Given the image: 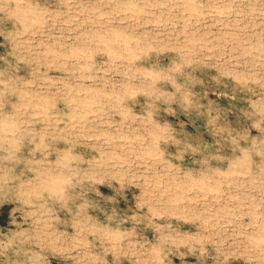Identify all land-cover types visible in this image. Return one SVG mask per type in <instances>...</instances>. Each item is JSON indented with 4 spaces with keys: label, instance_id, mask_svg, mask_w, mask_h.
<instances>
[{
    "label": "rangeland",
    "instance_id": "374dc122",
    "mask_svg": "<svg viewBox=\"0 0 264 264\" xmlns=\"http://www.w3.org/2000/svg\"><path fill=\"white\" fill-rule=\"evenodd\" d=\"M0 264H264V0H0Z\"/></svg>",
    "mask_w": 264,
    "mask_h": 264
}]
</instances>
